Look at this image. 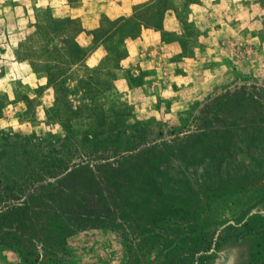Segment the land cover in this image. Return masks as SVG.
Instances as JSON below:
<instances>
[{"label": "rangeland", "instance_id": "rangeland-1", "mask_svg": "<svg viewBox=\"0 0 264 264\" xmlns=\"http://www.w3.org/2000/svg\"><path fill=\"white\" fill-rule=\"evenodd\" d=\"M241 4L245 17L235 21L238 32L206 43L214 54L206 52L203 57L204 89L189 90L178 98H169L171 101L154 99L147 105L138 104L143 101L140 91L114 88L117 75L113 70L124 56L119 46L110 44L108 55L88 68L83 64L86 53L73 42L79 26L65 21V17H57V21L47 10H37V14L32 6L33 23L18 30L22 39L16 58L26 59L45 83L30 91L23 88L17 80L25 83V75L19 70L13 72L5 63L7 58L0 59V132L47 138L72 129L100 137L121 130V125L166 132L184 124L193 132L200 130L203 120L212 122V126L215 120L239 125L255 121L264 126V0H241ZM110 27V23L100 21L91 31L90 49L103 44V33ZM185 28L188 37L194 35L190 26ZM179 42L183 51L184 42ZM118 75L126 76L129 85L140 84L128 72ZM12 77L17 79V87L10 94ZM28 83L34 87L32 81ZM51 107L58 117L49 111ZM98 122L103 123L100 128L96 127ZM112 123L115 128L111 130ZM263 202L264 159H260L250 167L247 177L219 185L186 205L175 203V208L187 212L157 226L74 233L66 240L68 264H264V228L243 231L240 238L217 247L211 244L208 233L247 217L251 223ZM0 264H17V258L2 250Z\"/></svg>", "mask_w": 264, "mask_h": 264}, {"label": "trees", "instance_id": "trees-1", "mask_svg": "<svg viewBox=\"0 0 264 264\" xmlns=\"http://www.w3.org/2000/svg\"><path fill=\"white\" fill-rule=\"evenodd\" d=\"M215 122L193 132L188 124L166 132L121 125L100 137L0 132V251L14 253L17 264H68L66 240L76 232L157 226L187 212L175 203L247 177L264 159V126ZM260 210L251 223L208 231L213 247L263 229L264 202Z\"/></svg>", "mask_w": 264, "mask_h": 264}, {"label": "crops", "instance_id": "crops-1", "mask_svg": "<svg viewBox=\"0 0 264 264\" xmlns=\"http://www.w3.org/2000/svg\"><path fill=\"white\" fill-rule=\"evenodd\" d=\"M32 6L37 14L47 10L53 19L65 17V21L79 26L73 42L86 53L83 64L88 68L95 67L108 55L110 44L119 46L124 56L113 70L117 75L114 88L120 92L140 91L143 101L139 105H147L154 99L178 98L189 90L202 91L203 57L206 52L214 54L206 43L235 35L238 32L235 21H243L245 17L241 0L240 3L237 0H0V59L7 58L5 63L13 72L19 70V74L25 75V83L10 79L13 85L10 94L17 81L29 91L45 83V78L35 74L25 60L16 58L22 39L18 30L33 23ZM60 12L65 14L60 16ZM100 21L110 23L111 27L103 33V44L90 49L91 31ZM187 26L195 30L194 35L188 37ZM179 41L184 42L183 51L177 44ZM172 57H177L176 61ZM123 72L139 79L140 84L129 85L126 76L118 75ZM31 81L34 87L28 83Z\"/></svg>", "mask_w": 264, "mask_h": 264}]
</instances>
